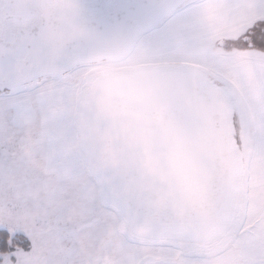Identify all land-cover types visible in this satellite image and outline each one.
I'll use <instances>...</instances> for the list:
<instances>
[{
	"label": "snow or ice",
	"instance_id": "obj_1",
	"mask_svg": "<svg viewBox=\"0 0 264 264\" xmlns=\"http://www.w3.org/2000/svg\"><path fill=\"white\" fill-rule=\"evenodd\" d=\"M41 3L0 0V264H264V0L114 9L180 64L217 136L200 215L101 152L81 87L90 42Z\"/></svg>",
	"mask_w": 264,
	"mask_h": 264
},
{
	"label": "water",
	"instance_id": "obj_2",
	"mask_svg": "<svg viewBox=\"0 0 264 264\" xmlns=\"http://www.w3.org/2000/svg\"><path fill=\"white\" fill-rule=\"evenodd\" d=\"M127 2L42 0L41 7L54 25L90 42L84 66L120 61L133 51L141 34L133 23L121 26L114 20L115 7ZM97 28L107 31L97 35ZM82 90L101 152L132 168L139 179L160 186L177 207L203 214L206 204L199 191L205 166L200 154L213 153L217 136L182 67L106 70L91 75ZM224 162L226 156L221 157Z\"/></svg>",
	"mask_w": 264,
	"mask_h": 264
},
{
	"label": "rangeland",
	"instance_id": "obj_3",
	"mask_svg": "<svg viewBox=\"0 0 264 264\" xmlns=\"http://www.w3.org/2000/svg\"><path fill=\"white\" fill-rule=\"evenodd\" d=\"M146 36H142L136 43L133 51L122 61L117 63H108L103 65H85L82 68L81 72V87L82 89L87 85L89 77L91 75L99 74L100 72H104L106 70H120L127 69L133 67L140 66H156V65H180L176 60L164 55L161 56H153L150 54L146 43L143 45V41H145ZM143 41H142V40ZM157 61H163L157 62ZM165 61V62H164Z\"/></svg>",
	"mask_w": 264,
	"mask_h": 264
},
{
	"label": "crops",
	"instance_id": "obj_4",
	"mask_svg": "<svg viewBox=\"0 0 264 264\" xmlns=\"http://www.w3.org/2000/svg\"><path fill=\"white\" fill-rule=\"evenodd\" d=\"M142 40V39H141ZM143 41V40H142ZM146 43V46L150 52L151 55L153 56H161V55H164L165 53L163 52V50L158 47L151 39H149L147 36L145 38V41H143V45H145ZM157 62H163V61H157ZM165 62V61H164Z\"/></svg>",
	"mask_w": 264,
	"mask_h": 264
},
{
	"label": "flooded vegetation",
	"instance_id": "obj_5",
	"mask_svg": "<svg viewBox=\"0 0 264 264\" xmlns=\"http://www.w3.org/2000/svg\"><path fill=\"white\" fill-rule=\"evenodd\" d=\"M121 1H118V3H120ZM113 8H114V5H113ZM143 35H141V36H139L138 37V40L142 37ZM137 40V41H138ZM137 41H136V43H137ZM136 45V44H135ZM135 47V46H134ZM125 59V58H124ZM120 61H122V60H120ZM117 62H119V61H115V62H109V61H106V60H101L99 63H95V64H91V65H103V64H108V63H117ZM85 66V65H84Z\"/></svg>",
	"mask_w": 264,
	"mask_h": 264
}]
</instances>
